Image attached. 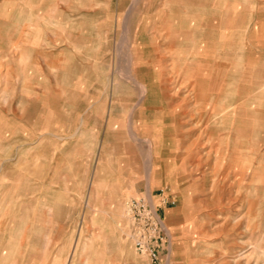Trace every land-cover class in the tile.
<instances>
[{"label":"rangeland","instance_id":"rangeland-1","mask_svg":"<svg viewBox=\"0 0 264 264\" xmlns=\"http://www.w3.org/2000/svg\"><path fill=\"white\" fill-rule=\"evenodd\" d=\"M240 1L264 18V0ZM185 8L177 0H0V13H17L18 28L31 31L17 36V46L32 49L33 92L31 132L0 140V264H151L127 238L125 199L146 194L160 205L161 190L176 202L159 208L170 240L164 264H264V141L247 135L244 112L237 118L244 137L232 129L244 100L225 94V110L200 123L191 111L197 100L181 89L171 110L187 98L188 114L172 132L168 124L159 132L153 108L140 101L147 79L168 96L180 88L186 59L172 50L173 37L155 30ZM238 43L233 53L244 62L250 51ZM253 50L262 63L264 47ZM48 75L63 92L50 101V135L41 123ZM57 111L78 126L60 148ZM218 122L215 137L226 143L212 145L202 133ZM154 134L159 142L149 149L142 141ZM235 151L246 156L241 167Z\"/></svg>","mask_w":264,"mask_h":264},{"label":"bare ground","instance_id":"bare-ground-1","mask_svg":"<svg viewBox=\"0 0 264 264\" xmlns=\"http://www.w3.org/2000/svg\"><path fill=\"white\" fill-rule=\"evenodd\" d=\"M177 2L186 4L185 9L188 13L177 14L175 18L169 19L162 24L161 28L155 30V34L173 37L172 50L182 53L186 59L184 79L175 81L180 88L173 95L168 96L161 82L158 83L156 79H147L139 83L140 101L144 102V107L153 108L154 121L157 124L155 128L160 127L159 132L165 131L164 124L166 126L168 124L171 126L168 131L172 132L179 119L188 114L187 98L183 99L182 105H177L171 110L173 100L180 98L181 89H187L186 93L189 97L197 100V106L194 109L192 107L191 111L198 115L200 123L204 122L203 119L209 115L214 117L221 114L225 110L222 109V101L228 96L225 94L231 93L234 100L240 102L244 100V104L235 111L237 116L234 117L233 127L231 126L233 134L240 138L244 137L241 123L237 119L244 112L249 118L247 135L249 137L254 135L264 141V60L261 57V63L258 60L259 56L253 57L251 53L258 43L264 47V25L258 26L261 28L260 35H256V31H251L250 28L253 17H263L255 15L253 9L251 12L247 11V7L240 0H177ZM237 41H239L238 50L247 48L250 51L248 56L245 55L244 62H241L233 53L237 51ZM256 67L262 68V71H256ZM192 84L193 87H191ZM257 93L259 96L256 95ZM211 104H213L212 112ZM256 107L259 109L257 110ZM144 114L148 115L146 112ZM209 121L210 119L207 122ZM219 123L207 126L202 133L203 135L211 134L212 138L209 142L212 145L217 141L219 144L225 141L223 138L219 140L215 137L222 126ZM153 137H155L154 141L151 140ZM153 137L142 141L149 149L153 147V142L156 141V144L159 142L155 134ZM233 144L238 147L245 146L241 145L242 140H234L232 146ZM148 156L151 161L154 154ZM233 156L234 164L241 167L242 159L246 156L239 151H235Z\"/></svg>","mask_w":264,"mask_h":264},{"label":"crops","instance_id":"crops-1","mask_svg":"<svg viewBox=\"0 0 264 264\" xmlns=\"http://www.w3.org/2000/svg\"><path fill=\"white\" fill-rule=\"evenodd\" d=\"M255 15L259 16V14ZM259 19L262 21H258ZM263 19L256 16L252 18L250 28L251 31H256V35H260L261 28L258 26L264 25ZM16 20L17 13L15 12L0 13V140H12L18 131H21L23 137L26 138L27 132H31L32 130L33 111L31 100L33 99V92L31 90L32 75L30 70L32 64L29 61L28 54L32 49L28 47V44L22 45L20 49L17 46V36L21 35V32L26 36L28 34L30 35L31 31L28 28H18ZM62 93L59 87L56 89L54 86H50V76L48 75L45 78L41 92L42 131H48V135H50L51 123L50 101L61 100ZM13 109L16 110L14 111ZM52 116L54 131H57V141L60 148L64 143L63 141H65L62 135H65L67 131L71 130L73 131L72 135H74L78 126H76V119H69L67 123L63 122L64 119L60 111L52 112ZM125 122L128 129V117ZM254 148L251 150V164L258 162V146L256 145ZM66 155V152L62 153V151H59V161L64 162ZM255 173L257 171H251V175ZM61 178L66 179V176H61ZM128 198L130 197H126L125 201Z\"/></svg>","mask_w":264,"mask_h":264},{"label":"built area","instance_id":"built-area-1","mask_svg":"<svg viewBox=\"0 0 264 264\" xmlns=\"http://www.w3.org/2000/svg\"><path fill=\"white\" fill-rule=\"evenodd\" d=\"M160 205L153 196L146 194L130 197L125 202L126 220L128 223L127 238L133 244L139 256L151 264H164L163 252L169 246L168 229L159 214L163 205H174L176 202L166 191L159 194Z\"/></svg>","mask_w":264,"mask_h":264}]
</instances>
